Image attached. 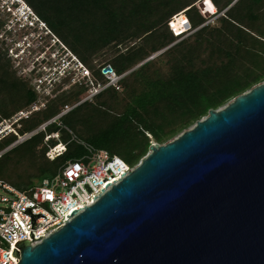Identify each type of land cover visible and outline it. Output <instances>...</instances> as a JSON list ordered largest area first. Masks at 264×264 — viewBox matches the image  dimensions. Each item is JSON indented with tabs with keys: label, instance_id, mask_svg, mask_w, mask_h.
Segmentation results:
<instances>
[{
	"label": "trees",
	"instance_id": "1",
	"mask_svg": "<svg viewBox=\"0 0 264 264\" xmlns=\"http://www.w3.org/2000/svg\"><path fill=\"white\" fill-rule=\"evenodd\" d=\"M24 1L104 85L107 66L128 74L122 91L104 90L62 117L61 126H48L0 158V178L19 190L35 187L79 159L84 147L78 141L136 167L153 144L173 141L211 110L264 83V0H211L203 9L216 13L217 20L209 26L200 9L203 0ZM181 13L178 21L188 18L196 32L177 42L169 22ZM36 100L0 47V122ZM69 103L63 97L51 102L23 121L19 134L37 130ZM54 133L61 134L67 151L50 161L47 153L60 142L46 140ZM17 139L12 134L0 141L12 140L0 153ZM21 147L26 149L12 156Z\"/></svg>",
	"mask_w": 264,
	"mask_h": 264
},
{
	"label": "water",
	"instance_id": "2",
	"mask_svg": "<svg viewBox=\"0 0 264 264\" xmlns=\"http://www.w3.org/2000/svg\"><path fill=\"white\" fill-rule=\"evenodd\" d=\"M72 217L41 244L20 242L12 257L18 264H264V83L173 141L153 144L127 178Z\"/></svg>",
	"mask_w": 264,
	"mask_h": 264
},
{
	"label": "built area",
	"instance_id": "3",
	"mask_svg": "<svg viewBox=\"0 0 264 264\" xmlns=\"http://www.w3.org/2000/svg\"><path fill=\"white\" fill-rule=\"evenodd\" d=\"M210 1L203 0L200 5L202 14L208 18L204 26L214 24L217 19L216 13L209 15L203 9ZM182 14L184 13L173 17L169 22V28L178 41L196 32L188 18L182 23L178 21ZM0 42L5 46L11 62L16 68H20L21 76L31 81L37 96L30 109H22L0 122V141L12 134L18 137L14 144L0 153V158L11 149L46 131L48 126H61L60 119L80 105H66L57 117L31 133L20 135L22 122L34 113L46 109L48 98L53 97L56 86L63 85L67 80L72 86L84 84L95 90L91 98L110 87L121 89L124 76L118 75L111 66L102 71L107 84H96L88 67L24 0H0ZM45 95L47 99L44 103ZM50 138L60 141L61 134L54 133L46 140ZM78 143L84 147L86 155L68 162L53 178L44 179L33 188L18 190L0 178V264H18L19 259L13 258L12 254L20 242L29 241L33 246L41 244L73 220V217L69 219L72 211L82 212L95 205L137 167L128 165L105 150L96 149L81 141ZM66 151L67 144L60 141L49 150L47 157L54 161Z\"/></svg>",
	"mask_w": 264,
	"mask_h": 264
},
{
	"label": "rangeland",
	"instance_id": "4",
	"mask_svg": "<svg viewBox=\"0 0 264 264\" xmlns=\"http://www.w3.org/2000/svg\"><path fill=\"white\" fill-rule=\"evenodd\" d=\"M217 20V19H216ZM213 25V24H212ZM177 42H179V41H177ZM65 44V43H64ZM66 45V44H65ZM0 47L1 48H3L4 50H5V46H3L2 45V43L0 42ZM66 47L70 50V48L66 45ZM71 51V50H70ZM73 54H75L73 51H71ZM76 55V54H75ZM77 57H78V55H76ZM157 56L158 55H156V57H154L153 59H156L157 58ZM7 58H8V56H7ZM79 58V57H78ZM80 59V58H79ZM8 60H9V62H10V65H11V67H12V69L17 73V75L19 76V77H21L22 79H24L25 80V82H26V84L29 86V87H31L33 90H34V86L32 85V84H30V80L29 79H25L23 76H21V74L19 73L20 71V68H16L15 67V65L11 62V60L8 58ZM81 60V59H80ZM86 65V64H85ZM86 67H88L87 65H86ZM98 69H101L102 68V65H99L98 67H97ZM88 69L92 72V74H93V76H94V78L96 79V84H98V83H100V85H102V86H104V84H103V80H101L100 78H98V77H96L95 75H94V72L88 67ZM102 71H103V69H102ZM128 73H126V74H123V76L125 77L126 75H127ZM124 79V78H123ZM104 80H105V78H104ZM121 86V89L120 90H117L116 88V90L117 91H122V84L120 85ZM79 88H82V89H84V90H87L88 92L86 93V92H84V93H82L80 90H79ZM114 88V87H113ZM108 89V88H107ZM95 90L94 89H91V87L89 88V87H87V86H85L84 84L83 85H77V86H72L70 83H69V81L67 80L66 82H64V84L63 85H59V86H56V90L54 91V95H53V97H51V98H48V101H49V103L46 105L47 107H46V109L48 108V106H49V104L51 103V102H53V101H55L56 99H59L60 97H63V99L64 100H68V101H71V103H69L68 105H72V106H74V105H81V104H83V103H85V102H89V101H92L95 97H93V98H91V96H92V93L94 92ZM103 92V91H102ZM45 99H47V96L45 95V97L43 98V100H44V103L46 102V100ZM76 102V103H75ZM37 104H39V102H37ZM30 107H31V105L29 106V107H27V108H24V109H30ZM46 109H44V110H42V111H45ZM41 111V112H42ZM35 114V113H34ZM206 118V117H205ZM64 127V126H63ZM65 129H66V131H67V127H64ZM69 130V129H68ZM12 140H9V141H6V142H4V143H2V144H0V150L1 149H3V148H5L8 144H10V142H11ZM24 149H26L25 147H21V148H19V149H17L16 151H14V153L12 154V156H16V155H18L20 152H22V150H24ZM75 150H77V149H75ZM82 155L80 156V158L79 159H81V158H83L85 155H86V150L84 149L83 151H82V153H81ZM149 154V153H148ZM147 157V156H146ZM122 158V157H121ZM123 160H124V162L126 163L127 161L124 159V158H122ZM141 163V162H140ZM139 163V164H140ZM138 164V165H139ZM60 169V168H59ZM59 169L56 171V173L53 175V176H51V177H49V178H47V179H50V178H53L57 173H58V171H59ZM5 181V180H4ZM43 181V180H42ZM41 181V182H42ZM6 182V181H5ZM41 182H37V183H35V186L36 185H38V184H40ZM9 184V183H8ZM11 185V184H10ZM11 186H13V185H11ZM14 187V186H13ZM16 188V187H15ZM19 190V189H18Z\"/></svg>",
	"mask_w": 264,
	"mask_h": 264
},
{
	"label": "crops",
	"instance_id": "5",
	"mask_svg": "<svg viewBox=\"0 0 264 264\" xmlns=\"http://www.w3.org/2000/svg\"><path fill=\"white\" fill-rule=\"evenodd\" d=\"M179 40V39H178ZM184 40V39H183ZM182 41V40H181ZM180 42V41H179Z\"/></svg>",
	"mask_w": 264,
	"mask_h": 264
}]
</instances>
